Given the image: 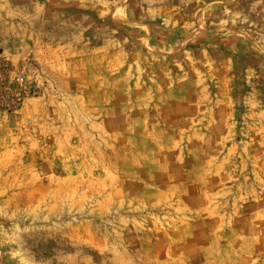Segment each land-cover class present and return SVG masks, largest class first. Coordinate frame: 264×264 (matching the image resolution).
Instances as JSON below:
<instances>
[{
  "label": "rangeland",
  "instance_id": "1",
  "mask_svg": "<svg viewBox=\"0 0 264 264\" xmlns=\"http://www.w3.org/2000/svg\"><path fill=\"white\" fill-rule=\"evenodd\" d=\"M7 66L0 264H264V0H0Z\"/></svg>",
  "mask_w": 264,
  "mask_h": 264
},
{
  "label": "trees",
  "instance_id": "2",
  "mask_svg": "<svg viewBox=\"0 0 264 264\" xmlns=\"http://www.w3.org/2000/svg\"><path fill=\"white\" fill-rule=\"evenodd\" d=\"M7 69L8 66L0 67V99L4 101L3 103H1V106H7L9 108L15 109L20 105L22 97L17 96L20 92H18L19 90L15 88V84H9L8 80L4 77L5 72L8 71ZM10 89H15L17 93H15V95L7 94L6 91H9ZM26 94L27 93H22L23 96Z\"/></svg>",
  "mask_w": 264,
  "mask_h": 264
}]
</instances>
